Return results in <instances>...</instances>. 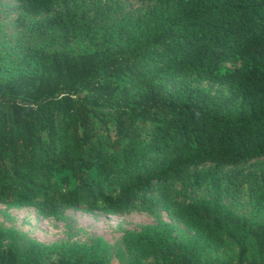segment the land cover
Returning a JSON list of instances; mask_svg holds the SVG:
<instances>
[{
  "label": "trees",
  "instance_id": "1",
  "mask_svg": "<svg viewBox=\"0 0 264 264\" xmlns=\"http://www.w3.org/2000/svg\"><path fill=\"white\" fill-rule=\"evenodd\" d=\"M77 54L29 48L0 67V204L44 217L158 208L201 241L148 227L123 240L145 264H264V0H16ZM155 80L171 81L154 83ZM191 192H200L193 197ZM0 264H109L101 248L44 259L3 245ZM230 241L234 258L201 254ZM129 264H137L130 262Z\"/></svg>",
  "mask_w": 264,
  "mask_h": 264
},
{
  "label": "rangeland",
  "instance_id": "2",
  "mask_svg": "<svg viewBox=\"0 0 264 264\" xmlns=\"http://www.w3.org/2000/svg\"><path fill=\"white\" fill-rule=\"evenodd\" d=\"M16 0H0V67L5 68L12 60L21 57L29 48L61 51L77 54L82 49V42L74 39L65 42L62 31L55 29L46 36H39L32 31V26L47 16L23 13L16 8ZM171 83L155 80L154 83ZM199 197L200 192H191ZM225 206L240 216L251 221H264V217L253 213L252 201L245 195L239 204L229 200ZM169 227L171 234L180 242L203 241L194 231L171 213L158 208L155 215L130 212L119 215H106L90 211L84 205L68 208L62 219L42 216L33 207L10 206L0 204V232L3 233V245L14 244L23 252L30 244L39 247L44 259H54L55 252L61 247L84 245L101 248L107 253L109 264H145L135 251L127 250L123 240L148 227L162 229ZM237 250L233 243L226 241L223 246L212 247L200 255L220 262L232 259Z\"/></svg>",
  "mask_w": 264,
  "mask_h": 264
}]
</instances>
